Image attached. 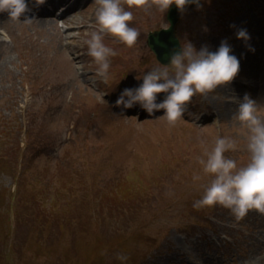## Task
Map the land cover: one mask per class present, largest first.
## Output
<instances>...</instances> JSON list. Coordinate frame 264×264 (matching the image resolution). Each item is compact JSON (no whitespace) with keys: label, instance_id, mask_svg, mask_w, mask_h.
<instances>
[{"label":"rangeland","instance_id":"1","mask_svg":"<svg viewBox=\"0 0 264 264\" xmlns=\"http://www.w3.org/2000/svg\"><path fill=\"white\" fill-rule=\"evenodd\" d=\"M124 7L140 36L128 48L105 35L117 53L106 80L85 43L99 27L95 0L66 12L78 19L64 42L55 37L69 30L56 18L50 37L35 24H0V264H244L254 240L264 258V214L237 220L219 205L193 207L213 179L199 159L217 138L236 140L225 155L238 168L250 160L246 127L216 113L221 98L236 105L223 96L228 86L194 96L175 125L163 110L150 116L139 104L116 105L124 89L163 67L146 40L168 27L167 11ZM263 7L264 0H202L177 23L181 49L215 52L222 41L232 49L248 28L241 19L257 23ZM257 59L263 88L249 96L264 119V57Z\"/></svg>","mask_w":264,"mask_h":264},{"label":"clouds","instance_id":"2","mask_svg":"<svg viewBox=\"0 0 264 264\" xmlns=\"http://www.w3.org/2000/svg\"><path fill=\"white\" fill-rule=\"evenodd\" d=\"M36 2L42 5L45 0ZM95 3L99 27L91 32L90 39L85 43L88 55L98 65L97 75L105 80L108 78L110 58L117 55L104 43L105 35H111L128 48L135 47L140 36L139 31L130 26L134 19L132 11L126 10L124 5L128 9L149 11L155 7L165 12L175 4L181 13L189 4L200 7V0H95ZM4 12L12 21H21V17L23 22L31 21L27 15L30 12L27 0H0V13ZM236 36L245 42L250 39L245 29L238 30ZM231 52L227 41H222L215 52L207 46L197 51L191 43H186L181 51L171 55L169 65L148 71L139 87L124 89L115 103L124 108L139 104L150 116L163 110L167 122L175 125L182 119L194 96L213 93L218 87L230 84L238 75L240 62ZM160 93L166 96L158 103ZM259 110L256 101L245 94L236 113L237 120L249 132L246 147L250 160L246 166L238 168L236 161L225 155L237 148L235 139L217 138L211 151L204 149L206 159H199V163L213 179L193 207L219 205L230 210L237 220L253 210L264 214V119L257 115ZM117 258L127 259L124 255Z\"/></svg>","mask_w":264,"mask_h":264},{"label":"bare ground","instance_id":"3","mask_svg":"<svg viewBox=\"0 0 264 264\" xmlns=\"http://www.w3.org/2000/svg\"><path fill=\"white\" fill-rule=\"evenodd\" d=\"M84 0H45L44 4L48 5V8H52L55 4L62 5L63 12L60 14L58 19H61L64 25H66V30H69L67 32L61 31L58 33V36L55 37L58 40H61L62 42L65 41V39L72 36L71 31L73 28L77 27V17L78 15L71 16L70 14H67L68 11H75L78 10L81 3ZM27 3L35 4L37 6L36 0H27ZM74 4L76 5L74 10H71V6ZM70 5V6H69ZM39 6V5H38ZM65 8V9H64ZM37 9V7H36ZM58 9V7H56ZM263 13L261 14V17L258 18L257 23L253 22L252 20H247L246 18H242V21H245L248 23V28L246 31L249 32V34L252 35L253 41H243L240 39L235 40L236 44L232 46V55H235L239 62H240V70L238 73V78L232 81L230 84H228V88L226 89V85L223 86L224 89L227 91H224L225 96L227 93H229L230 98H228V101L232 102L236 105L230 106L226 100L221 98L220 103L217 102V106H215L216 113L222 116V114L226 113L228 116L235 117L236 113L238 111V103L243 100L245 94L250 95V90H259L262 86H260L259 77L262 74V64L258 63V55L261 53V57H264V7L262 8ZM6 13V12H4ZM80 13V12H78ZM3 13H0V17H2ZM5 21V20H4ZM37 22H31L28 24H35L34 26L39 27L40 29H44L47 32V35L50 37V35L53 34V29L56 27L55 23L53 21H49L45 18H37ZM0 24H3V20H0ZM251 24H253L251 26ZM76 25V26H75ZM56 31V30H55ZM58 32V29H57ZM54 37V35H53ZM1 43V42H0ZM262 44V45H260ZM261 60V59H260ZM262 62V60H261ZM236 76V77H237ZM261 81L264 80V75L260 79ZM263 88V87H262ZM219 99V98H218ZM220 100V99H219ZM238 102V103H237ZM221 110V111H220ZM218 111V112H217ZM219 116V115H218ZM248 248V254L247 257L249 258V261L244 264H264V258L260 257V251L262 250V246H260L255 240L253 242H250L247 245ZM207 261L210 260H206ZM190 264L192 262H189Z\"/></svg>","mask_w":264,"mask_h":264},{"label":"water","instance_id":"4","mask_svg":"<svg viewBox=\"0 0 264 264\" xmlns=\"http://www.w3.org/2000/svg\"><path fill=\"white\" fill-rule=\"evenodd\" d=\"M201 3V0H200ZM187 7H197L196 4H189ZM181 12L173 4L167 11L169 27L161 29L148 35L146 43L149 49L155 54L156 59L164 65L170 64V57L174 52L181 51L177 37L175 36V26L180 18Z\"/></svg>","mask_w":264,"mask_h":264},{"label":"trees","instance_id":"5","mask_svg":"<svg viewBox=\"0 0 264 264\" xmlns=\"http://www.w3.org/2000/svg\"><path fill=\"white\" fill-rule=\"evenodd\" d=\"M4 153H5V150L0 151V163L3 162L4 160Z\"/></svg>","mask_w":264,"mask_h":264}]
</instances>
